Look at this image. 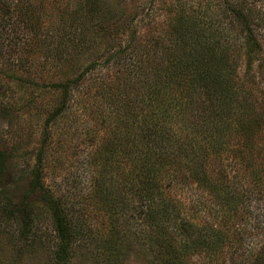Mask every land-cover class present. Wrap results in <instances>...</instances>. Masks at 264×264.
<instances>
[{"label": "rangeland", "instance_id": "rangeland-1", "mask_svg": "<svg viewBox=\"0 0 264 264\" xmlns=\"http://www.w3.org/2000/svg\"><path fill=\"white\" fill-rule=\"evenodd\" d=\"M245 20L261 44L251 64ZM204 65L224 90L199 91ZM148 131L163 155L141 174ZM129 139L140 157L122 153ZM38 168L86 229L71 264H150L133 234L155 197L180 211L165 222L180 264H264V0H0L2 205L44 211L43 191L28 194ZM33 217L26 247L0 219V264H55L50 214ZM184 219L188 240L173 231Z\"/></svg>", "mask_w": 264, "mask_h": 264}, {"label": "trees", "instance_id": "trees-1", "mask_svg": "<svg viewBox=\"0 0 264 264\" xmlns=\"http://www.w3.org/2000/svg\"><path fill=\"white\" fill-rule=\"evenodd\" d=\"M250 25L251 24L248 21H244L245 30L248 34L245 43L247 46L246 53H248V62L251 64L253 59L256 58V54L259 52L261 44L259 43ZM210 69L208 66L204 65L199 69L198 67L195 69L193 68L191 70V74L193 81L198 79L202 82V85L200 87L201 89L199 91L203 94L205 93L204 91H206V93L212 96L216 88H223V86L221 85V79L217 78V73H214L215 69L213 67H211ZM218 82L219 85H217ZM192 84L194 88H197L195 86V83ZM65 87L67 88L69 86L66 85ZM154 101L155 100L153 99L150 100L152 104L154 103ZM156 133H158V130H156ZM153 134L154 131H148V133L146 132L145 134L148 137V143L151 142V139H153V144H150L149 146L151 155H148L147 152L142 153V151L140 150L142 154V157H140V152L137 153L139 149L135 148L133 144L131 145V142L135 141L134 139H129V141L124 143L122 142V153L125 152L124 150L126 149V146H128V148L134 147L136 149V156H139L141 158V174L142 171L145 174L144 169H148L149 172L154 170H157L158 172V168H160V161H162V159L160 158L163 154L159 151L158 141L156 143L154 142L157 137L153 136ZM131 153L134 154L133 150ZM40 172L41 169L38 168L33 176V180L31 183L32 187L29 190L28 194L30 192L33 193L38 188L43 191L44 199L48 204L45 209L43 208L44 211L39 213H33L35 211H32L28 215L22 214L19 213L17 211V208H14L13 205H2V203L0 202V219L7 218V220L10 221L9 225H7L5 229V232H7L10 240L13 241L16 246L22 245L26 247L37 237V232L32 233L33 223L35 219V217L33 216H39L41 214H44L45 212L49 213L52 228L55 231L58 240L54 249V263L71 264L77 254V248L80 246V244H78L80 243L79 241H83L84 237L86 236V229L82 225V220L80 219V217L76 214H72L71 208H66L63 203L58 200V198L41 183ZM154 176L155 175H153V173H150L149 175L146 172V178L148 182L154 179ZM149 200L150 203L147 206L146 214L148 212V217L152 219V225L149 223L147 227L133 234V236H136L137 234V239H143V241L145 240L146 243L141 244V247L137 248V252L141 255L146 254V250L151 253H155L156 256H154L150 264H180L179 262H181V258L179 247L178 245H176V241L171 236L172 230L165 223L167 222V220H170V218L171 220H175L176 217L174 216V214H180V211L175 210V213L173 214V211L170 210V206L168 204L170 202L158 204L156 197L152 199V201L151 199ZM126 202L127 201L124 200V196L122 195V208L125 211H127L128 208V203ZM171 214H173V216ZM173 229L175 233L180 234L181 237H183L185 240H188L187 237H193L197 233L196 227L186 219L180 221L179 223H174ZM129 234L130 233H127L124 229L122 230V260L127 259V257L132 255L131 253L133 251L132 249L134 244L132 245V240L128 241ZM112 261L113 262H111L110 264H120L116 259H113Z\"/></svg>", "mask_w": 264, "mask_h": 264}]
</instances>
